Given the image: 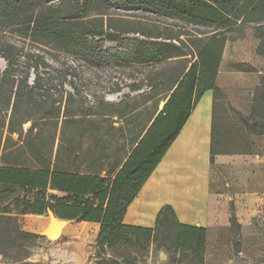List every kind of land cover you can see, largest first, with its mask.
<instances>
[{"label": "trees", "instance_id": "1", "mask_svg": "<svg viewBox=\"0 0 264 264\" xmlns=\"http://www.w3.org/2000/svg\"><path fill=\"white\" fill-rule=\"evenodd\" d=\"M42 1L0 0V20L21 38L75 56L139 66L178 63L148 76V85L131 82L118 101L95 95L88 102L77 90L59 99L40 98L35 92L38 72L31 85L28 73L12 80L16 84L0 108V236H33L21 230L18 215L50 209L61 219L98 222L101 247L112 249L131 236L132 243L143 247L172 249L178 263L204 264L205 228L178 222L170 205L159 209L152 228L124 224L122 217L206 89L213 91L210 163L220 153H256L250 137L264 135V76L253 90L247 115L226 106L215 77L228 40L225 30L247 10L264 17V0H67L63 8L47 2L42 7ZM94 1L171 12L213 30L183 39L139 27L131 31L140 37H126L125 30L112 24L126 20L87 18ZM256 50L264 54V37ZM3 57L8 64L4 78L10 79L13 62L9 54ZM37 65L29 68L37 71ZM161 101L165 104L156 114ZM229 224L239 226L232 201Z\"/></svg>", "mask_w": 264, "mask_h": 264}, {"label": "rangeland", "instance_id": "2", "mask_svg": "<svg viewBox=\"0 0 264 264\" xmlns=\"http://www.w3.org/2000/svg\"><path fill=\"white\" fill-rule=\"evenodd\" d=\"M46 2L62 6L61 8L68 4L67 0H43L40 5L44 7ZM86 14L90 19L101 17L104 23L108 16L126 20L127 22H112L115 27L125 30L126 37H140L141 35L131 31L139 27L167 34H181L183 39L186 34L197 35L213 30V26L175 13H158L145 7L130 8L117 1H94ZM225 35L228 40L222 52L219 81L226 87L228 104L247 115L250 111L251 94L264 76V54L256 50L260 37H264V17H259L257 10H247L234 26L225 30ZM7 44L13 47H8ZM106 46L113 44L107 43ZM4 54H9L13 62L10 79L4 78L8 65ZM35 62L38 64L37 71L29 68ZM177 63L178 60H163L139 66L116 63L105 58L75 56L54 45H37L21 38L0 20V108L4 95L16 84L14 82L12 86V80H20L26 73L29 85L33 84L36 72L39 73L40 87L35 92L40 98L45 96L59 99L66 92L75 93L77 90L88 102H92L95 95L111 99L119 97L120 92L112 90L119 87L122 92H128L127 85L131 82L142 81V84L148 85V76ZM1 116L0 112V118ZM28 124H23V128ZM250 140L253 142L252 148L257 153L264 154V135L252 136ZM254 160L255 157H243L218 169L213 166L212 189L224 190L229 193L230 198H235L234 193L244 194L258 189L264 191V161ZM247 197L249 201L242 204L241 201ZM256 201L255 195L238 196V205L248 206L250 212L243 213L242 223L237 220L238 227L231 228L229 224L230 237L218 229V238L215 234L209 239L204 264H264V203L255 208L253 206ZM27 218L29 217H18L19 227L26 232H29L27 228H31L34 235L0 236V264H114L115 260L118 264H188L178 263V254L166 246L156 249L151 244L143 247L132 243L131 236L130 242L112 249L101 247L94 225L82 228L81 223L76 220L60 226V235L51 241L41 234L49 220L47 212L39 217L42 222H29Z\"/></svg>", "mask_w": 264, "mask_h": 264}, {"label": "crops", "instance_id": "3", "mask_svg": "<svg viewBox=\"0 0 264 264\" xmlns=\"http://www.w3.org/2000/svg\"><path fill=\"white\" fill-rule=\"evenodd\" d=\"M221 63L222 56L215 77V85L223 91L226 106H230L226 87L219 81ZM122 93L121 91L119 97L115 99H105L118 101ZM165 101L159 103L156 114L162 109ZM212 107L213 91L206 89L189 110L176 136L149 173L133 200L128 204L122 217L124 224L152 228L159 209L163 205H170L178 222L205 228V255L208 253L209 239L215 234L218 238V229H221L227 237L231 236L229 232L230 201L233 202L234 214L239 223H242L243 213L250 212V208L242 206L243 203L249 201V198L242 200V204L238 205V196L255 195L257 198L253 206L255 208L261 207L264 203L263 190L258 189L244 194L234 193L235 198H230L226 191L212 189L213 166L218 169L243 157H255L254 161L257 162L264 161L263 153H220L214 155L213 163H210ZM119 123L121 121L116 122L115 125ZM12 136L16 135L13 134ZM121 141H118L120 145ZM126 158L127 155L123 161ZM49 192L62 195L55 190ZM41 215L27 213L18 215V217L28 216L29 222L34 223L42 222L39 218ZM70 221L72 220H68V222ZM76 221L81 223L82 228L87 225H94L95 233L98 236L100 226L98 222ZM48 222L49 220L45 223L44 229ZM27 231L32 232L33 230L27 228Z\"/></svg>", "mask_w": 264, "mask_h": 264}, {"label": "water", "instance_id": "4", "mask_svg": "<svg viewBox=\"0 0 264 264\" xmlns=\"http://www.w3.org/2000/svg\"><path fill=\"white\" fill-rule=\"evenodd\" d=\"M47 215L49 222L47 227L41 231V234L48 240L52 241L57 239V234L59 236V230H61L60 226H65V224L68 223V220L56 217L55 213L50 209L47 210Z\"/></svg>", "mask_w": 264, "mask_h": 264}, {"label": "bare ground", "instance_id": "5", "mask_svg": "<svg viewBox=\"0 0 264 264\" xmlns=\"http://www.w3.org/2000/svg\"><path fill=\"white\" fill-rule=\"evenodd\" d=\"M66 225V224H65ZM61 230H59V233H60ZM57 237H58V234H57Z\"/></svg>", "mask_w": 264, "mask_h": 264}]
</instances>
